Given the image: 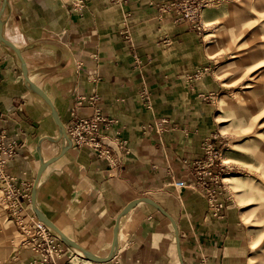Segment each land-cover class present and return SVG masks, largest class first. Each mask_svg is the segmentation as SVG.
I'll use <instances>...</instances> for the list:
<instances>
[{"label": "crops", "instance_id": "0c3cea01", "mask_svg": "<svg viewBox=\"0 0 264 264\" xmlns=\"http://www.w3.org/2000/svg\"><path fill=\"white\" fill-rule=\"evenodd\" d=\"M8 1L4 35L21 48L30 76L50 95L66 128L98 108L114 119L102 127L101 139L117 159L72 144L42 173L38 207L70 237L106 256L120 212L131 200L149 196L176 219L186 264L232 263L240 248L230 244L227 216L193 185L194 169L186 162L205 158L206 142L216 136L206 95L223 84L213 74L189 79L213 61L199 33L177 16L174 0H88L84 7L76 0ZM24 80L16 52L0 41L2 125L20 151L11 166L15 185L29 187L31 197L39 149L48 160L65 143L46 137L57 138L59 126ZM117 138L130 151L121 150ZM178 179L187 186L176 187ZM25 202L30 241L27 226L35 231L36 213L31 200ZM42 260L30 243L6 264ZM88 263L182 264L176 229L166 214L141 201L122 217L114 258Z\"/></svg>", "mask_w": 264, "mask_h": 264}, {"label": "rangeland", "instance_id": "374dc122", "mask_svg": "<svg viewBox=\"0 0 264 264\" xmlns=\"http://www.w3.org/2000/svg\"><path fill=\"white\" fill-rule=\"evenodd\" d=\"M196 21L202 29L193 28L213 61L197 71L199 78L213 74L223 84L217 93L206 95L216 118V136L206 142L201 160L212 155V176L218 181H210L214 186L202 193L218 214L224 210L231 225L230 244L240 248L228 264H264V0H207ZM10 141L7 130L0 147V264L8 263L24 244L36 250L33 241L39 236L38 226L35 231L27 226L33 232L30 241L24 234L28 210L17 197L28 194L29 187L15 185L11 166L20 151L12 141L16 150L9 156ZM46 234L60 240L63 248L51 264H61L65 253L62 264H94L80 250L68 249L52 229Z\"/></svg>", "mask_w": 264, "mask_h": 264}, {"label": "built area", "instance_id": "2783aa9c", "mask_svg": "<svg viewBox=\"0 0 264 264\" xmlns=\"http://www.w3.org/2000/svg\"><path fill=\"white\" fill-rule=\"evenodd\" d=\"M87 1L88 0H76L75 5L77 7H84ZM206 2L207 0H174V8L176 10L177 16L180 19L187 20L192 27L201 30L202 25L200 21L197 22L196 20L200 16L201 10ZM171 7L173 6H169V8ZM199 74L201 75V72H199ZM199 74L197 72L195 73V76L193 75V77L199 78ZM3 121L4 117L2 116V114H0V147L2 139L4 138L6 132L2 125ZM113 121L114 119L108 118L104 114V112H102V110L99 108L96 109L92 115L79 116L77 118H74L70 127L67 128L68 133L72 139V144L78 147L90 146L100 151L101 154H104L106 156H112V160L117 159L118 152H113L110 149L109 145L105 146V143L101 139L102 127L109 126ZM117 144L121 150H125L127 152L130 151L128 142L126 140L117 138ZM8 145L9 147H7L6 150H9L10 148L9 156H12V153H14V151L16 150V146L13 142H9ZM209 145L210 144H208V146ZM186 162L192 165L194 169V175L197 181H193L192 183L195 187L206 191L211 188V186H209L210 181H216L215 183H217L218 176H212L213 170L211 166L214 162L212 155H209L207 160H195L194 162H189L186 160ZM206 175H210V179H208ZM187 184L188 183L186 182V180L178 179L175 181V185L178 188L186 187ZM21 198L23 200H21ZM24 198L31 199L30 194L20 193V196L17 197L18 204L22 208H24ZM32 219L33 221H35V224L39 228V236L37 238H34L33 244L36 250L40 251L43 256V260L41 263L51 264L52 261L54 262V257H57V255L61 254L60 252L61 250H63L62 243L60 240L59 242L56 241L53 236H49L48 234H46L47 229L51 228H49L43 222L38 220L37 217L33 214ZM42 232H44L45 234L41 235ZM49 232H51V230H49Z\"/></svg>", "mask_w": 264, "mask_h": 264}, {"label": "water", "instance_id": "95a60500", "mask_svg": "<svg viewBox=\"0 0 264 264\" xmlns=\"http://www.w3.org/2000/svg\"><path fill=\"white\" fill-rule=\"evenodd\" d=\"M8 3H9L8 0H3L2 8L0 10V41L5 46L12 48L16 52V54H17V56L21 62V68L23 70L25 85L34 94H36L40 98H42L49 105V107L51 109L52 116L54 117L56 123L59 126L60 134L57 138H54L52 136H46V137L51 139V140H54V141L64 140V143H65L62 147L61 153L55 157L49 158L48 160H46L44 158L41 148L39 149L40 155H41V163H40V167H39L36 179H35L34 184H33L32 195H31L32 207H33V210L36 213L38 219L41 222H43L46 226H48L49 228H52V229L56 230L58 233H60L61 240L66 245L82 250L85 253V256L94 262L103 263V262H108V261L112 260L115 256L116 250L118 249L119 233H120V225H121L122 217L125 216L133 207H135L141 201H146V202H149V203L153 204L154 206H156L159 210H161L164 214H166L171 219V221H172V223L176 229V240H177L178 253H179L182 264H186L184 261L183 253H182L180 229H179V226H178L176 219L159 202H157L156 200H154L153 198H151L149 196H142V197H138V198L131 200L124 207V209L120 212V214L117 218L115 228H114V238H113V242H112V248H111L110 253L106 256L99 255V254L89 250L84 245H82L80 242H78L75 239H73L72 237H70L58 224H56L46 213H44L38 207V205H37V192H38V184H39L40 178L42 176V173L44 172L45 168L50 163L55 161L57 158H59L61 155H63L69 148L72 147V139L68 133V130H67L65 124L63 123V121L60 117V114L58 112V109L55 106L54 101L52 100L50 95L37 82H35L32 79V77L30 76V72H29V69H28L26 60L23 56L21 48L18 45H16L14 42H12L11 40L7 39L4 35V24H5L4 13L7 9Z\"/></svg>", "mask_w": 264, "mask_h": 264}, {"label": "bare ground", "instance_id": "6f19581e", "mask_svg": "<svg viewBox=\"0 0 264 264\" xmlns=\"http://www.w3.org/2000/svg\"><path fill=\"white\" fill-rule=\"evenodd\" d=\"M37 216V215H36ZM52 229V228H51ZM52 231L53 232H55L56 233V235L60 238L61 237V235H60V233H58L56 230H54V229H52ZM76 249V248H75ZM78 250H80V249H78ZM83 254H84V256H85V253L82 251V250H80ZM86 257V256H85ZM86 259H88L87 257H86ZM88 260H90V259H88ZM90 261H92V260H90Z\"/></svg>", "mask_w": 264, "mask_h": 264}]
</instances>
